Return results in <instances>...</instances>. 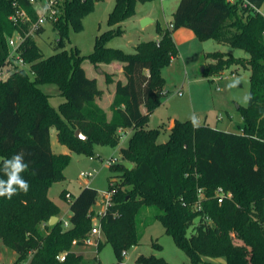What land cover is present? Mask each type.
<instances>
[{"label": "trees", "instance_id": "16d2710c", "mask_svg": "<svg viewBox=\"0 0 264 264\" xmlns=\"http://www.w3.org/2000/svg\"><path fill=\"white\" fill-rule=\"evenodd\" d=\"M138 1L147 0H114L108 24L132 16ZM94 2L61 0L62 13L50 25L56 33L51 43L55 51L44 56L35 38H26L17 54L32 77L18 68L0 80V160L25 153L28 169L21 175L30 185L27 194L0 197V242L15 252V264H98L96 257L86 259L73 250L89 237L91 209L98 197L94 188L83 187L68 201V227L59 218L48 224L59 213L48 188L52 181L64 179L62 169L69 160L68 154L52 152L49 128L55 127L58 142L85 155L92 154L94 144L116 146L129 129L127 145L118 150L121 161L109 164L114 172L108 177L111 204L98 218L100 233L116 255L121 257L138 243L136 216L140 209L153 207L154 219L192 264L205 257L223 258L224 264H264V16L251 7L264 6V0H179L171 28L158 27L157 40L137 43L133 53L106 46L108 39L122 33L118 25L98 34L92 51L80 55L76 47L65 48L68 27L79 29ZM13 3L34 19L25 0H0V67L9 52L7 37L23 26L9 19ZM179 27L190 29L198 39L213 38L248 54L209 52L211 63L203 69L218 75L231 64H240L249 70L251 99L238 106L241 121L235 131L197 125L192 119L174 120L168 139L158 143L159 129L147 126L161 102L162 69L177 54L172 33ZM43 31L40 28L36 34ZM84 59L91 64L122 63L125 81H115L109 119L95 101L101 91L95 78L86 76ZM105 77L107 83L112 81ZM45 84L55 85L64 98L57 108L42 90ZM76 129L84 139L74 136ZM125 161L130 168L123 165ZM0 179H7L2 170ZM218 188L230 196H218ZM65 192L60 196L65 198ZM233 237L242 244L236 246ZM95 243L97 249L102 245L99 238ZM62 253L64 259L59 260ZM138 261L168 264L154 256H140Z\"/></svg>", "mask_w": 264, "mask_h": 264}, {"label": "rangeland", "instance_id": "374dc122", "mask_svg": "<svg viewBox=\"0 0 264 264\" xmlns=\"http://www.w3.org/2000/svg\"><path fill=\"white\" fill-rule=\"evenodd\" d=\"M178 2L179 0L138 1L132 16L119 24L109 25L107 16L114 5V0H95L91 10L82 16L81 27L79 29L68 27V40L65 48L76 47L80 55H87L92 51L95 37L98 34L108 29H116L119 25L122 33L108 39L105 45L118 48L125 53H133V45L141 41L159 38L157 28L168 26ZM144 18L149 21L145 25H141V20ZM179 29L189 31L191 34L177 39V54L162 69L164 85L161 102L150 114L147 126L159 129L158 143L168 139L170 130L168 125L171 119L178 121L192 119L196 124H203L206 120V124L216 126V128H222L229 123L232 126L231 130L235 131L237 124L241 121L238 106L247 105L245 97H248L249 70L240 64H231L218 75L203 73V69L211 63V59L207 56L209 52H227L234 57H247L248 54L238 46L218 42L213 38L198 39L186 27H179L173 33ZM55 37V31L47 23L44 25V31L35 37V42L44 56L55 51L51 45ZM114 61H117V64L108 68L106 64L109 63L91 64L87 59H84L82 67L88 75L93 72L100 81H104L108 85L116 78L119 73L118 67L121 65L120 61ZM22 68L31 78L32 73L28 65H23ZM108 71L112 73H108ZM106 75L111 77V82H106ZM233 84L235 86L229 87ZM99 85L102 86V84ZM41 88L49 95V103L54 108L64 101V98L58 94L55 85L45 84ZM177 92H181V94L179 95ZM221 116L223 120L219 121ZM173 125L174 121L171 127ZM130 133V130H126L116 146L94 144L92 154L85 155L78 154L65 144L58 142L55 127L49 128L52 152L69 155V160L62 169L64 179L52 181L47 193L48 197L58 205V218L62 222L69 220L68 201L72 200L83 187L89 186L97 191L98 203L94 205V208L96 210L100 208V193L107 190L108 177L114 174L109 164L121 161L118 150L127 145ZM87 172H91L92 175L88 178L81 176V173ZM62 190L69 192L71 198L66 199L60 196ZM155 212L156 209L153 207L140 209L136 216L138 243L124 250L121 257L116 255L110 243L105 242L101 233L92 236V242L89 245L75 248V250H79L86 259L96 257L98 264H115L117 262L120 264H141L138 261L140 256L162 258L168 264H192L185 252L175 244L172 236L164 231L162 223L154 219ZM98 238L102 242L99 249L96 248L95 243ZM233 242L236 246L242 243L234 237ZM155 243L159 246L156 247ZM15 258V252L0 242V264H15ZM207 262L224 264V259L205 257L199 264H207Z\"/></svg>", "mask_w": 264, "mask_h": 264}, {"label": "built area", "instance_id": "2783aa9c", "mask_svg": "<svg viewBox=\"0 0 264 264\" xmlns=\"http://www.w3.org/2000/svg\"><path fill=\"white\" fill-rule=\"evenodd\" d=\"M61 0H25V2L31 6L34 11V19L31 18V15L28 11L21 5H15L14 14L9 17L13 22H20L23 26H20L19 29L15 30L13 34L7 37V45L9 52L6 58V62L3 66L0 67V80H5L12 71L22 68L23 65H27L23 62L22 58L17 54L18 48L25 41L26 38H35L37 36L36 31L40 28H44V25L52 24L62 13ZM230 3H233L235 0H227ZM246 2V1H244ZM251 5V4H250ZM253 10L262 16H264V6L256 7L251 5ZM25 25V26H24ZM171 24H168V27L171 28ZM57 40V39H56ZM23 69V68H22ZM179 95L181 92H177ZM123 134L121 135V137ZM91 172L81 173L82 177H90ZM113 195V189H108L100 193L99 204L100 208L96 210L94 206L92 207V227L89 233V237L84 240V243H91V237L97 236L100 233V224L98 218L106 212V209L111 204V199ZM201 195V193H199ZM218 196H230V193H224L220 188L217 189ZM65 198L70 199L71 195L69 192H65ZM98 202L96 201L95 205ZM64 227H68V221L63 222ZM124 253V252H123ZM122 253V254H123ZM59 260L64 259V253L57 256Z\"/></svg>", "mask_w": 264, "mask_h": 264}, {"label": "clouds", "instance_id": "9594fccd", "mask_svg": "<svg viewBox=\"0 0 264 264\" xmlns=\"http://www.w3.org/2000/svg\"><path fill=\"white\" fill-rule=\"evenodd\" d=\"M235 86L229 85V87ZM251 97H245V102ZM195 123V121H194ZM2 170L7 179H0V197L11 199L18 192L27 194L30 188L29 183L22 177L21 173L28 169V163L25 161V153L17 152L11 158L0 160Z\"/></svg>", "mask_w": 264, "mask_h": 264}, {"label": "crops", "instance_id": "0c3cea01", "mask_svg": "<svg viewBox=\"0 0 264 264\" xmlns=\"http://www.w3.org/2000/svg\"><path fill=\"white\" fill-rule=\"evenodd\" d=\"M189 34H191L189 31H181L180 29L177 30L176 32H174L172 34V36H173V40H174L175 44L177 42V39H180L182 36H189ZM133 47H134V45H133ZM115 64H117V61H113V62H111L109 64H106V65H107L108 68H110L111 66H113ZM120 64L121 65H119V67H118L119 73H117V76H116L115 79L113 78L114 76L112 75L113 76L112 78L114 79V81L112 83H109L108 85H106L104 81H100L99 77L95 76L92 71H91L92 73L90 75H88L86 73V71L84 70L87 77H89V78H95V80H96L97 88L101 91V95L99 97H97L95 99V101L104 110L107 119H109L110 116H111V111L109 109V106H110V103H111V101L113 99V95H114L115 81H117V80H120L121 82H124L125 81L124 75L122 73V63H120ZM108 73H112V72L111 71H108ZM100 82H102V83H100ZM99 84H102V86L99 85ZM141 111L142 112L144 111V107L143 106L141 107ZM222 118L223 117L221 116L219 118V121H222L223 120ZM173 121H174V119H171L170 120L168 127L171 128V125H172ZM204 123L206 124V120H205V122H203V124ZM197 125H200V124H197ZM213 127H216V126H213ZM233 127H235V126H233ZM219 129H222V130H231L232 129V126H230L229 123H227V124L224 125V127L219 128ZM126 130H129V129H125L122 133H126ZM50 146H51V143H50ZM89 244L84 243L83 245L73 246V250L75 252H77V253H80V251L79 250H75V248L83 247V246L89 245Z\"/></svg>", "mask_w": 264, "mask_h": 264}, {"label": "water", "instance_id": "95a60500", "mask_svg": "<svg viewBox=\"0 0 264 264\" xmlns=\"http://www.w3.org/2000/svg\"><path fill=\"white\" fill-rule=\"evenodd\" d=\"M148 21H149V19H147V18L142 19V20H141V25H145ZM74 136L77 137V138H79V139H84V138H85V136L82 135L81 132H80L78 129H76V130L74 131ZM123 165H124L126 168H130V167H131V163L126 162V161L123 162ZM57 219H58L57 216H51V217L49 218V220H48V224H49V225L54 224V223L57 221Z\"/></svg>", "mask_w": 264, "mask_h": 264}]
</instances>
